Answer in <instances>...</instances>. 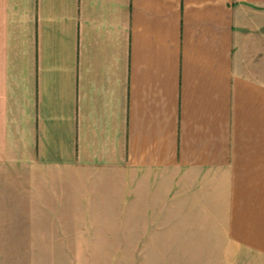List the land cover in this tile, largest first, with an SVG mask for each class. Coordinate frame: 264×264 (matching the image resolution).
Instances as JSON below:
<instances>
[{
	"label": "crops",
	"instance_id": "crops-1",
	"mask_svg": "<svg viewBox=\"0 0 264 264\" xmlns=\"http://www.w3.org/2000/svg\"><path fill=\"white\" fill-rule=\"evenodd\" d=\"M6 220L264 264V0H0Z\"/></svg>",
	"mask_w": 264,
	"mask_h": 264
},
{
	"label": "rangeland",
	"instance_id": "rangeland-1",
	"mask_svg": "<svg viewBox=\"0 0 264 264\" xmlns=\"http://www.w3.org/2000/svg\"><path fill=\"white\" fill-rule=\"evenodd\" d=\"M126 175L128 177V173ZM106 184L102 183V185ZM104 190L108 192V189ZM104 190L100 189V195H105ZM123 191L128 195V190L123 189ZM6 223L8 227L3 225L0 228V264H167L161 252L131 250L128 236L121 239L120 237L72 236L68 240L71 244L67 247L74 248L73 250H61V247L65 246H58V250L51 251L43 250L47 247L45 245L34 244L46 238L33 236L32 226L29 227L30 234L17 235L16 223L12 224L7 220ZM73 228L75 231L81 227ZM13 231L16 232L15 235L11 234Z\"/></svg>",
	"mask_w": 264,
	"mask_h": 264
}]
</instances>
